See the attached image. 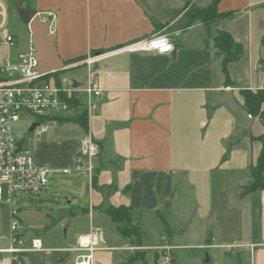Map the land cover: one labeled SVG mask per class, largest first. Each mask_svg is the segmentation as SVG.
<instances>
[{"label":"crops","instance_id":"0c3cea01","mask_svg":"<svg viewBox=\"0 0 264 264\" xmlns=\"http://www.w3.org/2000/svg\"><path fill=\"white\" fill-rule=\"evenodd\" d=\"M29 1L27 18L53 14L50 31L64 63L109 53L78 65L84 73L71 78L80 86L91 73L101 89L92 115L85 112L84 92L75 91L82 105L51 115L56 122L40 135L32 132L29 147L13 133L20 119L12 126L18 146L50 168L73 167L80 138L91 134L99 148L93 173L52 176L47 186L71 195L65 197L70 219L59 222L86 218L85 227L74 246L42 241L41 251L17 258L0 254L3 264H75L78 251L69 248L95 228L103 242L92 264H167L158 249L163 244L173 247L170 264L180 249L192 250L197 264H264V189L242 199L235 190L247 182L264 136V121L246 111L239 93L264 90V0H219L216 11L227 14L205 25L192 23L186 13L210 0ZM219 29L241 46L226 64L233 85L224 84V52L213 44ZM161 33L170 39V51L121 49ZM82 111L86 128L58 121ZM120 205L130 208L137 238H123L104 212ZM131 244L140 247L145 263L131 259L138 255Z\"/></svg>","mask_w":264,"mask_h":264},{"label":"built area","instance_id":"2783aa9c","mask_svg":"<svg viewBox=\"0 0 264 264\" xmlns=\"http://www.w3.org/2000/svg\"><path fill=\"white\" fill-rule=\"evenodd\" d=\"M42 20L51 19L53 14L37 13ZM0 46L12 47L15 38L4 29V9L0 6ZM121 49L128 51H155L163 53L172 49V43L166 34H156L147 39L137 40L126 44ZM34 43L30 39L27 50L18 53L15 57L9 54L0 55V202L11 203L12 196L17 192H37L47 188L52 176L70 172H85L91 175L94 171L93 158L98 154V144L90 133H84L80 138L78 152L73 167L50 168L34 161L27 149L18 146L12 133V126L22 113H28L38 124L33 129L35 135H40L49 124L55 123L54 114H64L69 106L65 97L75 94V91L84 92L85 112L92 115L98 107V98L101 89L88 73L80 86L73 87V80L54 76L58 71L80 64L90 65L109 52H96L85 58L65 63L64 66L48 73H39L36 70L37 60L34 56ZM264 68V64L262 65ZM50 74V80L44 76ZM75 96V95H74ZM17 211H9V234L0 235V240L7 239L8 245L0 246V254H8L17 258L20 254L44 250L41 238L35 236L26 238L21 231V224L16 218ZM103 235L98 228L81 234L77 244L69 250L78 251L75 264H92L93 253L101 248ZM172 246L163 244L158 247L162 259L170 264L172 260ZM0 264H3L0 259Z\"/></svg>","mask_w":264,"mask_h":264},{"label":"rangeland","instance_id":"374dc122","mask_svg":"<svg viewBox=\"0 0 264 264\" xmlns=\"http://www.w3.org/2000/svg\"><path fill=\"white\" fill-rule=\"evenodd\" d=\"M17 1L19 0H10L9 3H4L2 1L5 7L4 29L14 36L15 45L9 48L1 45V56L9 54L11 57H15L18 53L25 52L29 40L31 39L26 22V14L31 10L30 7H32V5L29 0ZM201 1L202 0H197V3H201ZM204 7L193 6L188 9V11H191V17L193 18L192 23L198 22L205 25L213 21L208 20L209 16H213L212 13H209L206 17L197 13L203 10ZM70 68L65 69L66 71L62 70L60 77L64 76L67 79L79 78L85 71V67L83 66ZM31 122H33L32 116L24 112L21 114L20 120L13 126L14 135L23 136V143L27 147H29L27 139L33 132L28 129ZM70 196L69 192L63 187L60 189L47 187L46 189L32 193H15L12 196L11 203L7 201L0 202V235L7 236L9 234V211L13 208L17 211L16 218L21 224V231L24 235L39 236L44 245L49 247L74 246L77 233L83 230L87 219H74L70 224H67V221L65 222L64 220L59 222V220L63 218L66 220L70 219L68 214L70 205L65 199V197L70 199ZM123 238L133 239L134 237L130 236ZM134 241L135 240L132 242ZM6 245H8L7 239L0 240V246ZM136 245L137 244H131L129 249L140 250V247ZM147 252H150V250ZM174 252L177 254L176 264H197L192 257V250L180 249ZM136 254L142 255L140 251ZM72 255H74V253H70V256ZM199 264L207 263L200 262Z\"/></svg>","mask_w":264,"mask_h":264},{"label":"trees","instance_id":"16d2710c","mask_svg":"<svg viewBox=\"0 0 264 264\" xmlns=\"http://www.w3.org/2000/svg\"><path fill=\"white\" fill-rule=\"evenodd\" d=\"M219 0H210L209 4L203 8V10L197 12L199 15L206 17L209 13H212V17H208V20H214L220 16L226 15L227 13H218L216 11V4ZM196 14V15H198ZM186 17H189L190 21H193L191 17V11L186 13ZM214 46L220 51L224 52L222 58L221 71L225 76L224 84L233 85L234 82L230 79L226 64L228 61L236 59L241 53V46L234 43L230 34L224 30H217L214 37ZM65 63H69L65 61ZM50 74H46L44 79L46 81L50 80ZM239 93L243 99V105L246 111L252 115L257 116L264 121V90L256 89L251 90L247 88L239 89ZM69 106L73 108H78L82 105V101L75 95L70 97H65ZM85 113L78 114L76 117H65L58 118V121L71 120L77 121L78 123L86 128L84 121ZM257 189H264V136L261 137V148L257 159L254 164H252L248 169V180L245 184L236 187V196L240 199L253 196ZM104 212L109 216V218L116 224L118 232L122 237L133 236L137 238L139 228L137 225H132L131 210L129 207L120 206H108L105 208ZM141 259L145 263L142 255H136L131 258ZM131 260V261H132ZM130 261V262H131Z\"/></svg>","mask_w":264,"mask_h":264},{"label":"water","instance_id":"95a60500","mask_svg":"<svg viewBox=\"0 0 264 264\" xmlns=\"http://www.w3.org/2000/svg\"><path fill=\"white\" fill-rule=\"evenodd\" d=\"M26 22L34 43V56L38 63L36 70L39 73H48L61 69L65 63L57 54L54 33L50 31V20H42L37 13H32ZM76 86L77 82L73 81V87ZM37 124V122L32 123L30 130H33Z\"/></svg>","mask_w":264,"mask_h":264}]
</instances>
